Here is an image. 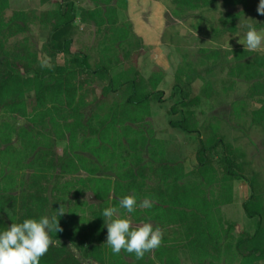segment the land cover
<instances>
[{"label":"trees","instance_id":"1","mask_svg":"<svg viewBox=\"0 0 264 264\" xmlns=\"http://www.w3.org/2000/svg\"><path fill=\"white\" fill-rule=\"evenodd\" d=\"M92 1L95 10L85 11L83 18L96 30L98 57L92 56L95 45L87 47L71 36L59 41L77 22L73 1L42 0L55 8L10 13V0H0V229L51 215L64 204L66 212L58 218L63 230L51 234L53 243L40 264H183V254L193 264H264L259 174L217 127L203 129L193 113L179 109L205 76L195 72L187 56L174 75L171 98L176 102L168 126L198 141L196 164L187 173L179 144L160 138L150 120L151 103L166 102L159 89L164 73L145 79L137 68L140 54L127 48L130 40L142 43L132 25L119 19L129 0ZM258 3L170 0L169 9L192 31L215 39L246 29L245 23L264 28ZM224 8L236 12L222 13ZM217 12L226 25L222 30L212 20ZM33 26L47 33L40 49ZM231 53L233 61L223 63V52L200 49L202 60L220 65L225 77L252 81L264 91V52L238 46ZM43 55L63 62L49 64ZM207 87L201 90L204 97ZM251 116L253 125L264 130V104ZM13 118L26 120L30 128L15 130L9 123ZM235 181L250 189L241 207L256 220L253 233L241 231L223 213V206L232 203ZM129 194L153 202L150 209L131 214L133 224L150 220L164 232L160 246L139 260L123 250L113 254L104 244L102 210Z\"/></svg>","mask_w":264,"mask_h":264},{"label":"rangeland","instance_id":"2","mask_svg":"<svg viewBox=\"0 0 264 264\" xmlns=\"http://www.w3.org/2000/svg\"><path fill=\"white\" fill-rule=\"evenodd\" d=\"M56 1L61 0H54ZM71 1L75 4L78 19L74 26L62 33L59 41L71 36L76 42L81 41L87 47L96 46L98 41L96 30L93 26L85 24L83 18L85 11L95 10V4L92 0ZM169 5L170 0H129L128 10L119 13L120 22L130 23L132 33L142 42L140 46L134 43L132 38L133 45L131 40L127 43L128 50L140 54L137 60L139 72L147 80L154 74L164 73L159 89L165 93L166 102L164 104H158L156 101L151 103L152 117L150 120L153 127L160 138L179 144L187 173L192 172L196 164L194 157L198 146L196 136L186 135L168 126V121L171 119L169 109L176 102V99L171 98L174 75L184 57L187 56L195 72H200L202 76H205L206 81L202 79L195 82L190 102L186 106H179V109L193 113L203 125V129L210 125L217 127L227 142L245 154L246 160L253 165L264 186V130L253 125L251 121V113L264 104V91L258 92V89L252 87V81L225 77L220 65L204 62L200 56V49L211 48L223 52L221 62L230 63L233 61L231 50L238 46L245 48L238 41L243 37L246 29H241L240 32L226 38L220 34L219 37L212 39L204 32L192 31L182 20L171 13ZM10 6V13L27 10L37 12L55 8L54 3H43L42 0H10ZM221 12H236V10L224 8ZM220 14L217 12L212 20L215 27L222 30L226 25L218 20ZM33 34L39 49L42 48L47 33L39 26H33ZM96 49L93 50L92 47L93 57L99 56L97 46ZM258 51L264 52V50ZM43 60L49 64L63 62V58H49L44 55ZM207 85L208 93L204 97L201 90ZM9 123L15 130L30 128L27 121L22 118H13L9 120ZM203 132L206 131L203 130ZM14 136V143H17L16 134ZM249 196L250 189L246 183L235 181L232 203L230 206H223V213L227 219L230 217L231 221L237 223L241 231L253 233L256 220H249L241 207ZM87 199L95 202L92 194H88ZM182 260L183 264H193L184 254ZM226 263L228 262L224 260L222 264ZM85 264L92 263L85 261Z\"/></svg>","mask_w":264,"mask_h":264},{"label":"clouds","instance_id":"3","mask_svg":"<svg viewBox=\"0 0 264 264\" xmlns=\"http://www.w3.org/2000/svg\"><path fill=\"white\" fill-rule=\"evenodd\" d=\"M257 13L264 15V0H259ZM245 28L238 43H242L246 50H264V28L251 23H245ZM152 206L153 202L148 197L138 201L136 195L129 194L123 196L118 205L110 204L102 210L100 216L107 228L104 244L113 254L123 250L133 253L139 260L160 246L164 236L162 228L154 226L150 220L134 225L131 215L137 208L150 209ZM65 212V205L61 204L51 215L25 218L0 229V264H40L41 257L53 243L51 234L63 230L58 218Z\"/></svg>","mask_w":264,"mask_h":264}]
</instances>
